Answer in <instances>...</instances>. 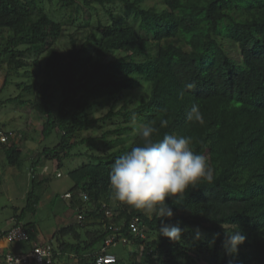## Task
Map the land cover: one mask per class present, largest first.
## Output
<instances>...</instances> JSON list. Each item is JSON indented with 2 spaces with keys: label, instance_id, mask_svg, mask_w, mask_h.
Wrapping results in <instances>:
<instances>
[{
  "label": "trees",
  "instance_id": "trees-1",
  "mask_svg": "<svg viewBox=\"0 0 264 264\" xmlns=\"http://www.w3.org/2000/svg\"><path fill=\"white\" fill-rule=\"evenodd\" d=\"M47 1L0 0V67L6 68L0 93L14 72L32 76L0 107L28 106L41 121L40 141L58 135L54 146L26 154L32 189L51 178L46 164L38 179L43 160L54 162L60 177L66 160L88 158L69 172L74 186L64 198L78 218L55 232L52 264H96L105 253L116 255L111 264H264V0H58L59 17L48 12ZM66 26L75 32L64 41ZM136 88L143 90L139 99L130 96ZM98 104L108 107L104 115H94ZM108 122L116 127L103 132L104 151L83 150L94 144L84 131ZM144 124L158 129L156 139L191 137L212 172L211 181L168 201L172 218L130 208L109 188L112 164L140 143L136 129ZM2 133L15 136L0 123ZM20 134L26 139L27 129ZM0 143L8 163L21 169L20 142ZM21 215L16 224L24 225L29 241L43 243ZM177 220L186 230L173 243L159 228ZM239 226L246 242L239 255L228 256L225 231ZM120 242L131 246L127 255L111 251Z\"/></svg>",
  "mask_w": 264,
  "mask_h": 264
},
{
  "label": "rangeland",
  "instance_id": "rangeland-1",
  "mask_svg": "<svg viewBox=\"0 0 264 264\" xmlns=\"http://www.w3.org/2000/svg\"><path fill=\"white\" fill-rule=\"evenodd\" d=\"M46 7L53 17H59L61 12L58 0H48ZM97 7L99 15L105 16L104 8L101 5H97ZM78 23L79 21H76L75 25ZM64 31L63 39L65 41L68 34L75 32V29L66 26ZM76 36L80 39L82 33L76 34ZM25 71L26 69H21L19 73H13L9 83L0 93V100L19 95L22 92L17 86V83L32 79V76H26L24 74ZM5 75L6 68L0 67V85H3ZM142 92V89L136 88L130 92V96H136L135 98L139 99ZM27 96L30 95L27 94ZM93 110L94 115L101 116L107 112L108 107L103 104H98ZM0 123L4 125L7 131L13 130L15 133V136H12L6 142L7 145H11L14 141H19V145L24 152L23 167L19 169L16 165L8 163L7 156L3 150V144L0 143V174L3 181L0 184V233L8 232L15 225L12 219L16 215L22 214L20 219L24 224L32 223L36 226V236L40 241L52 242L57 247L59 240L55 237V232L71 222L76 221L78 218V210L71 207L69 200L64 198V194L74 186L69 172L88 158L86 156H79L66 160L63 167L59 169V172L62 174L60 177L55 175L57 171L55 163L43 160L39 166L38 179H41L45 175L43 167L46 164L50 168V173H52L51 178L37 184L32 189L30 182L31 162L26 158V154L32 153L36 155L40 148L54 146L59 140L58 135L55 132L49 138L40 141L38 137L42 129L41 121L32 117L28 106L17 102L7 103L0 107ZM115 127V124L108 122L104 126L96 125V127L84 131L86 136L90 135L93 137L92 143L94 144L84 145L83 150L90 149L89 151H95L96 153L104 151V141L101 136L104 131ZM25 129H27L26 139L22 137L23 134H20V131ZM29 196L33 199V205L28 200ZM36 198L39 199V202L35 201ZM11 225L13 226L10 227ZM66 239L69 240V237H66ZM32 246L33 242L22 241L13 243L12 248L14 250L20 248L23 251H28ZM130 248V245H125L120 242L113 246L111 251L117 255H127L128 249Z\"/></svg>",
  "mask_w": 264,
  "mask_h": 264
},
{
  "label": "clouds",
  "instance_id": "clouds-1",
  "mask_svg": "<svg viewBox=\"0 0 264 264\" xmlns=\"http://www.w3.org/2000/svg\"><path fill=\"white\" fill-rule=\"evenodd\" d=\"M196 119L203 122L200 116ZM136 131L140 143L116 158L111 166L109 188L113 198L147 215L154 214L160 220L172 218L174 212L168 201L174 203L173 198L182 197L202 180L211 181V169L205 156L192 148L191 137L164 134L156 139L158 129L150 124L141 125ZM181 223L179 220L174 224L162 223L160 236L173 243L179 242L186 230ZM194 231L196 238L201 239V230L197 227ZM218 236L219 233L214 234L210 247L215 245ZM246 239L240 226L225 231L223 248L226 255H239Z\"/></svg>",
  "mask_w": 264,
  "mask_h": 264
},
{
  "label": "built area",
  "instance_id": "built-area-1",
  "mask_svg": "<svg viewBox=\"0 0 264 264\" xmlns=\"http://www.w3.org/2000/svg\"><path fill=\"white\" fill-rule=\"evenodd\" d=\"M1 141L7 142L9 136L6 133L1 134ZM86 197V193H84ZM65 197H70L66 194ZM135 233H140L136 222L131 224ZM4 240L8 243L6 245ZM30 234L23 224L14 225L6 234L0 238V264H52L54 257V246L51 242H35L28 251L10 249V245L16 242L29 241ZM114 238L107 240V245L113 243ZM126 242L127 240L124 239ZM10 244V245H9ZM116 255L112 253L101 254L97 257L96 264H111L116 261Z\"/></svg>",
  "mask_w": 264,
  "mask_h": 264
},
{
  "label": "crops",
  "instance_id": "crops-1",
  "mask_svg": "<svg viewBox=\"0 0 264 264\" xmlns=\"http://www.w3.org/2000/svg\"><path fill=\"white\" fill-rule=\"evenodd\" d=\"M17 219V217L15 216L12 220H13V222H15L14 224H16V220ZM13 225H11L10 227H12ZM9 229V228H8ZM4 243L6 244V245H8V243L6 242V240H4ZM10 245V244H9ZM12 246H13V244L12 245H10V249H13L12 248ZM18 250H20V248L18 249Z\"/></svg>",
  "mask_w": 264,
  "mask_h": 264
}]
</instances>
